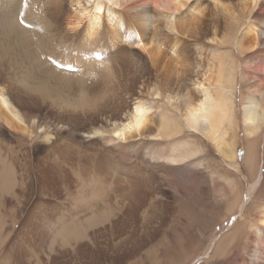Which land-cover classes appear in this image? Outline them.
Wrapping results in <instances>:
<instances>
[{
  "label": "bare ground",
  "instance_id": "obj_1",
  "mask_svg": "<svg viewBox=\"0 0 264 264\" xmlns=\"http://www.w3.org/2000/svg\"><path fill=\"white\" fill-rule=\"evenodd\" d=\"M192 1L0 0V264H124L158 235L164 240L169 200L190 190L186 172L199 159L179 142L184 131L211 142L239 173L238 78L223 45L258 60L240 74L253 180L246 199L226 201L230 213L248 206L264 178L255 153L264 141V0H209L228 31L210 29L203 41L218 58L186 91L167 83L186 76L178 52L189 29L202 30L193 23L204 13ZM155 163L172 170L174 195L155 177ZM258 213L256 224L237 219L212 258L251 232L250 264H264V206Z\"/></svg>",
  "mask_w": 264,
  "mask_h": 264
},
{
  "label": "rangeland",
  "instance_id": "obj_2",
  "mask_svg": "<svg viewBox=\"0 0 264 264\" xmlns=\"http://www.w3.org/2000/svg\"><path fill=\"white\" fill-rule=\"evenodd\" d=\"M191 6L198 12L203 11L204 13V16H201L200 20L195 19L193 23V25H201L202 30L197 36L189 29L190 37L186 40L181 37L184 43L181 45L182 49L178 52V55L183 56L182 61H184L185 69L187 70L186 76H184L183 80H179L178 84L173 81H169V85L167 83V87L176 89L177 87H182L186 91H192V86H190V84L195 79L196 72L205 74L207 69L210 68L208 67L209 60L218 58L217 51L207 44V40L203 41L206 37L211 35L210 29L212 27H220L223 33L228 31V28L223 24L224 22L219 21L218 17L212 11V5L209 0H193ZM250 20H244L238 31L240 32L243 27L247 26ZM258 25L264 30V25L262 23H258ZM163 26L164 27H162V23L159 24L161 30L168 32L165 25ZM19 27L25 30L23 25ZM156 37L158 40H164V34L160 33V31H158ZM170 44L171 43L167 41L165 46L169 47ZM223 46L228 51V68H230L231 72L236 74L238 78L237 89L234 91L232 101L234 106L237 107L235 114L239 119V122L235 126L236 140L238 142L235 148L240 172L238 173L227 165H224L222 155L207 139L200 135L196 138L193 133L184 131L180 136L179 142L185 143L187 145V150L196 151V156H199L197 162L190 164V167L194 171L187 170L186 172L188 176L185 178V186H190V190H187L184 194H180L179 198L169 200L168 217L163 222V226H165V230L168 234L165 239L163 240L161 236L158 235L154 242H151L149 246L145 247L146 250L144 248L142 250L143 252L141 251L140 256H137L129 263L143 264L142 261H144V264H177L176 258L178 252L185 250L184 254L187 258L185 255L181 254L183 259L180 264H250V257L253 254V245L249 240L252 234L251 232L248 233V236L246 235L236 239V242L234 241L229 245L223 255L212 258L213 249L218 244L221 236H225L233 227L237 226L235 224L237 219L244 220L247 225L256 224L259 220L258 209L264 206V178H262L264 177L263 141L257 142L255 150L256 172L260 174L262 178L260 188L251 196L250 200L249 198L247 199V204H249L242 212L239 213L237 208H234L236 210L230 213L228 209H226L228 196L232 197L234 194H238V197L244 195L243 199H246L245 193L253 180L244 162L246 141L241 119L240 74L243 73V71L252 73L251 68L253 65L250 64V68L247 69L244 64L250 60V62H258V60L256 59L254 61L256 55L252 56L249 60L244 55H239L230 45ZM180 90L181 89H178L177 91ZM228 136H231V134ZM6 140L9 144H13L12 135L6 137ZM225 141L227 145H230L232 142L228 137H226ZM121 159L125 158L121 156ZM159 164L160 163L154 164L155 177L159 180H165V183L169 184V193L174 195L176 189L175 186L171 184V179H169V177L173 175L172 170L169 169V166L167 168L166 165H164L166 166L164 167ZM228 183L231 184H229L231 186L230 188ZM226 187H228L229 190ZM174 210L176 211L174 212ZM163 250L166 251V254H164ZM187 259H190V261Z\"/></svg>",
  "mask_w": 264,
  "mask_h": 264
},
{
  "label": "snow or ice",
  "instance_id": "obj_3",
  "mask_svg": "<svg viewBox=\"0 0 264 264\" xmlns=\"http://www.w3.org/2000/svg\"><path fill=\"white\" fill-rule=\"evenodd\" d=\"M117 135H119V134H117Z\"/></svg>",
  "mask_w": 264,
  "mask_h": 264
}]
</instances>
